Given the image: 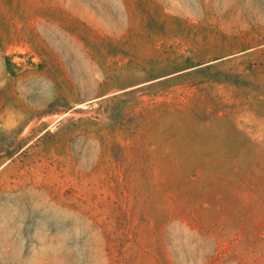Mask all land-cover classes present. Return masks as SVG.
Here are the masks:
<instances>
[{"label":"rangeland","instance_id":"obj_1","mask_svg":"<svg viewBox=\"0 0 264 264\" xmlns=\"http://www.w3.org/2000/svg\"><path fill=\"white\" fill-rule=\"evenodd\" d=\"M154 1L98 40L40 20L99 0H0V264H264V0Z\"/></svg>","mask_w":264,"mask_h":264},{"label":"crops","instance_id":"obj_2","mask_svg":"<svg viewBox=\"0 0 264 264\" xmlns=\"http://www.w3.org/2000/svg\"><path fill=\"white\" fill-rule=\"evenodd\" d=\"M100 3H97L95 5H90L87 4V6L85 7L86 11H92V12H97L96 14H94L93 16L90 15H83L80 14L78 12H72L69 14H65L64 13V17H65V21L61 22L57 19H46L42 21V19L40 20V22H44L47 23L48 25H55V26H60L61 24L67 25L68 23L70 24H75L78 27H81L82 29L86 30L87 32H90L92 34V38L98 39V40H102L103 38H116L119 39L120 36L121 38H125V33L128 30L127 26L132 24V20L131 17L127 14V11L133 8H136L137 10H139V16L141 21L145 24V25H150V20H151V13H150V9L152 8V6H154V8L157 7V2H153L150 3V5H145L143 4L142 0H99ZM104 11H109L110 13V19H108V23H110L111 25H113V28L111 29V31L109 32V34L104 35V33L99 32V30H97L96 24H101L105 22V17L102 16ZM99 13V14H98ZM121 13L122 18L119 19V14ZM129 17V18H128ZM107 20V19H106ZM68 22V23H66ZM63 28V27H62ZM65 29V28H63ZM66 33L71 36L72 38H74L75 42L78 44L79 47L83 48L85 51L91 49L92 47H94V44L91 43H87L85 42L84 38L82 37V35H77L75 32H73L71 30V32L66 28ZM46 45V43H45ZM48 46V45H47ZM247 52H249V50H243V51H239L236 52L234 54H230L227 55V57L223 58H216L210 61H205V65L206 64H211V63H215V62H222L224 60H232L236 57L245 55ZM94 60V61H93ZM95 62V59L91 58V64H93ZM98 63V62H97ZM183 72V71H180ZM179 73V72H177ZM173 74L170 75H165L167 76H171ZM164 75L161 77H151V78H147V80L143 81V82H139L138 84H135L132 87V89H138L144 86H148L151 84V82L164 78ZM97 79H105V75L102 71V75L100 76H95ZM94 78V77H93ZM109 93H102L100 94V96L98 97H105L107 96Z\"/></svg>","mask_w":264,"mask_h":264},{"label":"trees","instance_id":"obj_3","mask_svg":"<svg viewBox=\"0 0 264 264\" xmlns=\"http://www.w3.org/2000/svg\"><path fill=\"white\" fill-rule=\"evenodd\" d=\"M184 61L187 63L185 65L186 67L181 68L179 70H173V69L163 70V69H159L160 66L163 63L172 62V61H170L168 59L167 60L166 59H162V61H160V60L156 61L155 62L156 68H154V67H152L150 69H143L142 68L141 70H142V72H145V73L150 72L152 74H155L154 77H161L162 75L165 76V75L173 74L171 76H167V77L165 76L164 78H161V79H158V80H155V81L151 82V85L153 87L157 88V87H160V86H163V85H169L170 87H173V88H176V87H179V86L180 87L184 86V87H186L188 89L199 90V88L204 84V82L207 81L209 78H211L209 76H206V77L203 76V73L208 71V69H210L211 67L221 64L220 61H218V62H215V63L206 64L205 65V63L203 61L192 60L189 57H186L184 59ZM180 71H183V72H180ZM177 72H179V73H177ZM191 75H199V77L198 78L196 77V79L193 78V79L183 80L184 78L189 77ZM184 99L188 100L189 98L184 97ZM220 113H221L220 109H216V108L212 109V114H214L216 116H219ZM234 168H232V170L230 169L233 173H235V169Z\"/></svg>","mask_w":264,"mask_h":264}]
</instances>
